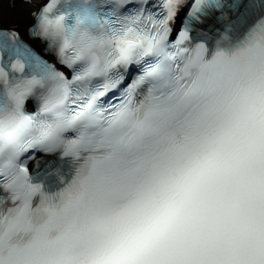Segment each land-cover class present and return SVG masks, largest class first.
<instances>
[{
	"label": "snow or ice",
	"instance_id": "1",
	"mask_svg": "<svg viewBox=\"0 0 264 264\" xmlns=\"http://www.w3.org/2000/svg\"><path fill=\"white\" fill-rule=\"evenodd\" d=\"M0 264H264V0H0Z\"/></svg>",
	"mask_w": 264,
	"mask_h": 264
}]
</instances>
